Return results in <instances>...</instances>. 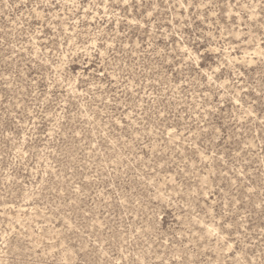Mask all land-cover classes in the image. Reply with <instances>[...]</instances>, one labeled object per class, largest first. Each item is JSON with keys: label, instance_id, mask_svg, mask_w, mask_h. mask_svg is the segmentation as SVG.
<instances>
[{"label": "rangeland", "instance_id": "1", "mask_svg": "<svg viewBox=\"0 0 264 264\" xmlns=\"http://www.w3.org/2000/svg\"><path fill=\"white\" fill-rule=\"evenodd\" d=\"M0 264H264V0H0Z\"/></svg>", "mask_w": 264, "mask_h": 264}]
</instances>
